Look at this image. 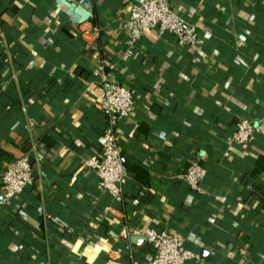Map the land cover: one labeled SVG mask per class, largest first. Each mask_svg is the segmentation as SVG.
Segmentation results:
<instances>
[{"label":"crops","instance_id":"crops-1","mask_svg":"<svg viewBox=\"0 0 264 264\" xmlns=\"http://www.w3.org/2000/svg\"><path fill=\"white\" fill-rule=\"evenodd\" d=\"M138 2L0 0V146L33 165L22 193H0V264H149L147 227L183 238L185 264H264V0H170L200 43L151 30L127 55ZM104 61L134 96L118 134L143 175L127 171L123 203L84 165L102 147ZM242 117L254 135L231 144ZM193 158L198 190L181 177Z\"/></svg>","mask_w":264,"mask_h":264},{"label":"built area","instance_id":"built-area-1","mask_svg":"<svg viewBox=\"0 0 264 264\" xmlns=\"http://www.w3.org/2000/svg\"><path fill=\"white\" fill-rule=\"evenodd\" d=\"M127 18L122 23L124 33V52L134 53L143 36L151 30L158 34L169 33L180 46L195 47L200 43V33L196 26L178 15L170 0H139L128 8ZM107 62L99 66L100 88L99 107L104 116L102 147L96 158L87 159L84 165L97 176L98 189L115 202H120L123 185L128 175L121 163L122 146L118 134L119 124L134 108V96L131 89L110 78ZM255 128L247 117L237 120L228 136L234 145H244L254 135ZM204 174L201 162L193 158L189 161L181 177L194 190L199 189ZM33 165L28 155L8 161L0 178V193L5 200H11L31 183ZM145 242L152 248L149 264H185L197 258L186 248L183 238L164 229L147 227L140 231Z\"/></svg>","mask_w":264,"mask_h":264},{"label":"trees","instance_id":"trees-1","mask_svg":"<svg viewBox=\"0 0 264 264\" xmlns=\"http://www.w3.org/2000/svg\"><path fill=\"white\" fill-rule=\"evenodd\" d=\"M11 160V156L9 155V153L3 148L0 146V178L2 176V172H3V163L4 162H8ZM261 161H264V158L261 157V158H258L257 160V165L261 162ZM125 169V172L128 174L129 171H133L134 173H137L139 174L140 173V176L142 174V171L141 169L138 167V166H135V165H131V166H128L127 168H124ZM128 171V172H127ZM260 168L258 166H256L254 169H253V176H256V174H258L260 172ZM143 175V174H142ZM136 178L138 179H141V177H139V175L136 176ZM142 180V179H141ZM124 201V196L122 195V199L120 201V203H123Z\"/></svg>","mask_w":264,"mask_h":264},{"label":"water","instance_id":"water-1","mask_svg":"<svg viewBox=\"0 0 264 264\" xmlns=\"http://www.w3.org/2000/svg\"><path fill=\"white\" fill-rule=\"evenodd\" d=\"M121 163H122L123 168H125V167H124V161H123L122 159H121Z\"/></svg>","mask_w":264,"mask_h":264}]
</instances>
